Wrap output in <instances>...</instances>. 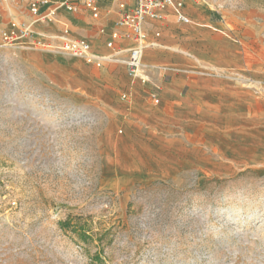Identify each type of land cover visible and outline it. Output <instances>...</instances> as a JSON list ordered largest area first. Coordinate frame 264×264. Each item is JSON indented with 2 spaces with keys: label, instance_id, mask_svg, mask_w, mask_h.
Masks as SVG:
<instances>
[{
  "label": "rangeland",
  "instance_id": "374dc122",
  "mask_svg": "<svg viewBox=\"0 0 264 264\" xmlns=\"http://www.w3.org/2000/svg\"><path fill=\"white\" fill-rule=\"evenodd\" d=\"M211 2L264 46V0ZM110 118L0 54V264H264V168L202 158L194 130L131 158Z\"/></svg>",
  "mask_w": 264,
  "mask_h": 264
},
{
  "label": "crops",
  "instance_id": "0c3cea01",
  "mask_svg": "<svg viewBox=\"0 0 264 264\" xmlns=\"http://www.w3.org/2000/svg\"><path fill=\"white\" fill-rule=\"evenodd\" d=\"M128 3L131 8L133 0ZM97 4L96 16L59 7L54 20L33 21L26 2L0 0V45L11 21L28 22L54 46L63 36L86 40L94 54L105 58L101 68L57 50L36 49L30 39L0 47V54L18 60L74 102L108 111L104 136L115 141L112 150L127 145L131 158L142 144L148 156L171 142L177 150L181 134L194 130L202 158L216 155L220 164L264 168V46L256 47L253 22L224 20L211 0H184L186 23L165 7L161 19L144 23L149 46L142 55V80L124 63L135 45L132 39L106 46L111 32H122L116 25L121 11L112 2ZM210 134L216 138L209 140ZM184 139L191 157L193 136Z\"/></svg>",
  "mask_w": 264,
  "mask_h": 264
},
{
  "label": "built area",
  "instance_id": "2783aa9c",
  "mask_svg": "<svg viewBox=\"0 0 264 264\" xmlns=\"http://www.w3.org/2000/svg\"><path fill=\"white\" fill-rule=\"evenodd\" d=\"M101 0H64L60 4L53 0H27L26 6L31 20L33 21H52L56 16V9L62 7L68 13H78L79 10H86L92 16L98 14L97 2ZM115 3L121 11V16L117 22V27L122 32L114 30L110 34V39L106 43L108 48H113L114 44L122 39H132L135 45L128 50L125 65L133 76H142V55L149 46L144 23L147 21L159 20L162 18L161 11L170 6L176 19L186 23L188 19L183 15L182 8L184 0H133V6L128 8V0H103ZM67 33V30L65 31ZM18 39H30L36 49L57 50L71 57L77 58L101 68L105 58L94 54L91 45L84 39L61 37L60 44L57 46L42 40L35 34L30 23L13 20L9 27L1 35V48H11Z\"/></svg>",
  "mask_w": 264,
  "mask_h": 264
}]
</instances>
